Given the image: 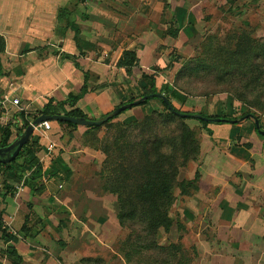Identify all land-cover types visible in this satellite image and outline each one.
I'll return each instance as SVG.
<instances>
[{"label":"crops","instance_id":"obj_1","mask_svg":"<svg viewBox=\"0 0 264 264\" xmlns=\"http://www.w3.org/2000/svg\"><path fill=\"white\" fill-rule=\"evenodd\" d=\"M214 4V0H0V101L16 98L25 109H8L0 119V128H9L10 141L19 145L28 120L41 116L49 98L60 115L76 108L88 120L98 121L144 93L148 87L144 74L153 73L156 87H160L158 80L162 82L166 67L181 54L183 40L194 46L199 41L196 32L207 22L204 17L214 14ZM126 51L135 55L130 67L119 64ZM84 83L86 92L74 107H57L69 93L78 94ZM156 102L160 100L151 99L116 118ZM257 120L264 130V117ZM52 124L46 136H36L37 150L23 156L41 164L40 181L45 175L49 180L33 194V180H26L29 173L23 169L18 173V185H14L18 186L12 200L18 206L13 216L18 221V236L24 239L23 224L31 226L33 216L55 234L77 236L80 231L93 238L102 236L104 216L82 214L84 202L101 207L105 194L99 193V184L77 172L66 177L69 182L64 180L65 164L72 171L79 168L72 156L75 151L65 147L70 132L96 126ZM209 125L205 162L194 170L201 177L193 196L201 200L191 205V218L181 222L189 225L187 235L194 239L198 253L202 239L213 250L202 262L189 264H264V136L257 132L255 120L247 117ZM45 197L48 205L67 208L70 214L50 210L46 215L42 207L35 209ZM9 198L6 195L2 204ZM29 204H33L32 210ZM64 217L68 218L63 220L65 226L61 224ZM40 233L34 234L36 243L43 239ZM71 241L58 238L55 247L49 245L48 260L52 264H102L101 247H92V254L86 244L73 245L76 240ZM21 243L23 240L18 241Z\"/></svg>","mask_w":264,"mask_h":264},{"label":"rangeland","instance_id":"obj_2","mask_svg":"<svg viewBox=\"0 0 264 264\" xmlns=\"http://www.w3.org/2000/svg\"><path fill=\"white\" fill-rule=\"evenodd\" d=\"M214 1V14L204 17L207 22L196 32L199 41L194 46L192 42L183 40L181 54L176 55L175 62H170L166 67L162 82L158 80L161 86L155 88L162 95H169L173 90L184 94L186 98L183 102L171 99L174 107L182 113L232 118L249 113L264 117V0ZM208 126L203 127L194 119L181 120L166 110L161 102H156V105H149L144 110L138 108L125 117L114 118L100 126L89 129L80 127V130L70 132V140L65 147L70 152L75 151L72 156L76 158L79 168L72 171L65 164V182H69L71 174L77 172L84 178H92L100 186L99 193L105 194L100 208L91 207V203L87 202L82 204V214L104 216L102 236L99 234L97 238L80 231L77 236L70 233L68 236L63 233L56 235L51 227L46 228L43 222L38 221L40 218L33 216L31 226L23 224L21 237L24 239H20L18 221L13 218L18 209L17 201H12L16 189L18 191V186L15 188L14 185H18L20 178L16 173L5 177L0 171V204L6 195L10 196L9 202L0 205V264H52L48 260V251L50 246L55 247L53 243L58 238L69 242L76 240L73 245H79V242L86 244V249L92 254L95 252L93 248L101 247L102 264L202 262V257H207L213 248H207L206 239H202L204 245L202 243L198 253L194 239L187 235L191 230L189 225L181 221L191 218V205L201 200L199 196H193L201 177L194 170L205 162L203 158L210 134ZM157 141H163L160 156H157V152L153 153ZM142 148L152 149V160L159 165L166 164V172L168 170L171 176L173 173L175 175L170 182L173 201L167 227H150L147 215L137 214L125 222H120L118 218L121 193L118 196L112 189L124 192L130 186L143 182L142 170L136 171L140 167L138 163L142 162ZM15 161L18 163L22 159ZM22 165L27 170L25 173H29L26 180H33L34 194L44 184L42 179H33L32 176L41 164L27 159ZM67 176L69 179L66 180ZM46 197L39 199L35 209L40 211L42 207L46 215L50 210L63 216L70 214L65 211L67 208L48 205ZM32 205H28L31 210ZM36 212L32 214L36 216ZM2 213L7 217L3 218ZM64 219L68 221L64 217L61 220L63 226L66 224ZM39 232L43 239L36 243L34 234ZM21 240L23 243L18 245Z\"/></svg>","mask_w":264,"mask_h":264},{"label":"trees","instance_id":"obj_3","mask_svg":"<svg viewBox=\"0 0 264 264\" xmlns=\"http://www.w3.org/2000/svg\"><path fill=\"white\" fill-rule=\"evenodd\" d=\"M135 61L134 52L126 51L123 54V57L120 59L119 64L124 65L127 67L132 66ZM144 80L147 82L148 87L144 90V93L140 97L132 98L128 100L126 103L118 105L111 113L116 112L112 118L108 121L116 118L120 113L137 106V105H144L151 99H158L163 104L166 110H169L172 114L176 115L181 120L187 119H194L197 120L202 124L203 127L210 123H223V122H237L238 120L245 118L254 119L258 122L257 117L253 114H243L238 117H224V116H217V117H207L203 114H189V113H182L179 112L174 105L171 103V99L175 98L178 101L183 102L185 100V95L180 93L177 90H173L170 94H160L156 90L155 80L153 76H148L146 74L143 75ZM86 92V86L84 83L83 88L80 92L76 95L69 93L67 98L64 102H58L57 107H61L62 105H68L70 107H74L75 103L78 101L79 98L83 96ZM53 99L49 98L47 102L43 105L42 110L40 111V115L45 116H52V115H60L59 112L52 106ZM68 118L73 119L74 121H64L60 122L69 127H76L79 121H86L88 120L87 116L82 113L80 110L74 108L70 111L64 113ZM195 115H200L203 118H198ZM107 115L103 116L106 117ZM204 118L212 119L207 120ZM218 119V120H216ZM78 120V121H77ZM256 126V125H255ZM27 127V123L26 126ZM257 132L260 136H264V130L261 129L258 123V128L256 126ZM260 130V131H259ZM11 130L9 128H0V171L3 172L4 176H6L7 172L11 173H18L23 172V165L17 163L15 160L19 157H22L23 162L26 163L27 157H23L38 148V137L36 136H29L26 143L22 146L20 151L16 154L15 157H12L18 147L17 141H10ZM163 141H157V145L154 149H147L142 148L141 156L142 162L138 163L140 167L136 168V171L139 169L142 170V179L143 182L140 185L130 186L127 188L126 191H118V189H112V191H116L118 196L120 195L119 207L120 213L118 214V218L120 222H125L124 220L134 218L135 215L140 214L144 216H148L149 218V225L156 229L158 226H165L167 227L170 222V215H169V208L172 204L173 198L171 194L172 189V182L175 178V175L171 176V172L165 169V165H159L155 163V160H152L150 157L151 150L157 152L160 156V146ZM147 143L148 140H147ZM29 159V158H28ZM32 160V159H30ZM140 160V158H139ZM33 161V160H32ZM34 162V161H33ZM24 163V164H25ZM169 165L166 166L169 169ZM169 172V173H168ZM33 179L37 178L38 170L35 172ZM36 176V177H35ZM144 176V177H143ZM171 178V180H170ZM147 220V219H146ZM148 221V220H147ZM179 263V262H178Z\"/></svg>","mask_w":264,"mask_h":264},{"label":"built area","instance_id":"obj_4","mask_svg":"<svg viewBox=\"0 0 264 264\" xmlns=\"http://www.w3.org/2000/svg\"><path fill=\"white\" fill-rule=\"evenodd\" d=\"M10 108H15L17 112L24 111V107L21 105L20 101L16 98L9 99L8 97H4L0 101V119L2 116H6V111ZM34 119L28 120V124L32 127V133L35 136L43 137L46 136L50 130H52L53 124L51 120H44L37 124H33ZM49 180V176L45 175L42 178V182H47ZM23 185H20V189Z\"/></svg>","mask_w":264,"mask_h":264},{"label":"water","instance_id":"obj_5","mask_svg":"<svg viewBox=\"0 0 264 264\" xmlns=\"http://www.w3.org/2000/svg\"><path fill=\"white\" fill-rule=\"evenodd\" d=\"M115 114H116V112L110 113L104 119H101V120H98V121H93V120L79 121L78 125L99 126V125H102L105 121H108ZM195 116H197L198 118H203L200 115H195ZM204 119L212 120V119H208V118H204ZM44 120H51V121H57V122H64V121H68V120L69 121H74L73 119L68 118L66 115H52V116L41 115V116H39L38 118H36L33 121V124H37V123H39L41 121H44ZM216 120H218V119H216ZM255 124H256V126L258 128V122L255 121ZM260 132L261 133H264L262 131H260ZM31 134H32V127L29 125L28 128H27V130H26L25 136L19 142V145H18V147H17V149H16V151H15V153H14V155L12 157H15L16 156V154L19 152V150L21 149V147L26 143L27 139L29 138V136ZM17 143H18V141H17Z\"/></svg>","mask_w":264,"mask_h":264}]
</instances>
